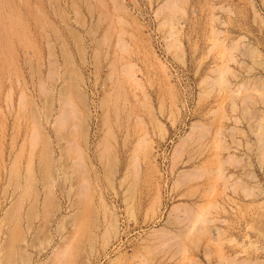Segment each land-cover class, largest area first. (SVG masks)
I'll return each instance as SVG.
<instances>
[{"label": "rangeland", "instance_id": "1", "mask_svg": "<svg viewBox=\"0 0 264 264\" xmlns=\"http://www.w3.org/2000/svg\"><path fill=\"white\" fill-rule=\"evenodd\" d=\"M0 264H264V0H0Z\"/></svg>", "mask_w": 264, "mask_h": 264}, {"label": "bare ground", "instance_id": "2", "mask_svg": "<svg viewBox=\"0 0 264 264\" xmlns=\"http://www.w3.org/2000/svg\"><path fill=\"white\" fill-rule=\"evenodd\" d=\"M64 103V102H63ZM62 104V103H61Z\"/></svg>", "mask_w": 264, "mask_h": 264}]
</instances>
